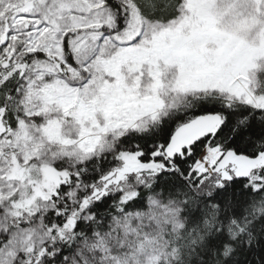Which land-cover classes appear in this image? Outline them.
Here are the masks:
<instances>
[{"label": "snow or ice", "instance_id": "snow-or-ice-1", "mask_svg": "<svg viewBox=\"0 0 264 264\" xmlns=\"http://www.w3.org/2000/svg\"><path fill=\"white\" fill-rule=\"evenodd\" d=\"M0 264H264V0H0Z\"/></svg>", "mask_w": 264, "mask_h": 264}]
</instances>
